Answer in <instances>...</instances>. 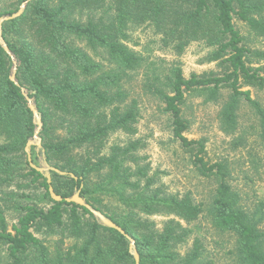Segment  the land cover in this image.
<instances>
[{
  "label": "trees",
  "instance_id": "trees-1",
  "mask_svg": "<svg viewBox=\"0 0 264 264\" xmlns=\"http://www.w3.org/2000/svg\"><path fill=\"white\" fill-rule=\"evenodd\" d=\"M25 1L22 15L2 24V36L17 62L19 86L9 80L12 62L0 47V264H135L123 235L99 225L83 207L54 201L46 178L30 167L24 148L35 126L20 88L41 116L46 163L67 173L50 171L55 194L66 198L78 189L134 240L139 264H211L199 262L197 239L183 255L176 249L190 236L187 226L199 217L201 206L188 194L164 189L146 158L138 155L140 142L107 147L110 135L136 134L138 104L128 99L122 84L142 63L126 45L130 29L142 26L151 27L161 45L177 54L196 42L210 49L207 60L217 64L219 73L185 79L174 67L165 82L155 77L148 92L163 104L172 136L197 174L216 179L211 219L235 236L238 263L264 264V232L257 228L264 204L257 205L252 218L246 214L227 183L226 165L206 159L203 140L184 136L188 125L182 117L187 94L214 101L227 91L221 111L225 129L235 128L238 103L245 100L258 118L264 146V109L249 90H242L264 89V53L248 49L235 25L238 21L264 39V0H16V7L0 11V17L16 12ZM31 184L43 189L40 200L49 204L47 209L14 190ZM22 199L30 201L23 205ZM10 207L18 218L8 231L4 210ZM155 215L173 218L157 230L147 219ZM42 233L59 237L53 254L35 235ZM64 239L74 243L62 248Z\"/></svg>",
  "mask_w": 264,
  "mask_h": 264
},
{
  "label": "rangeland",
  "instance_id": "rangeland-1",
  "mask_svg": "<svg viewBox=\"0 0 264 264\" xmlns=\"http://www.w3.org/2000/svg\"><path fill=\"white\" fill-rule=\"evenodd\" d=\"M15 7L16 0H0V11L12 10ZM5 15L11 14L2 16ZM99 16L100 14H97L96 18ZM86 17L87 14H84L81 19L85 20ZM235 25L240 29L248 49L264 53V39L250 34L238 21H235ZM126 45L142 59L140 67L136 71L129 72L122 84L128 99H135L138 104L136 134L134 136L121 133L110 135L107 147L128 141L140 142L142 148L138 155L146 158L144 163H149L152 170L157 173L164 189L170 194H188L196 204L201 206L202 212L199 217L187 226L190 236L184 244L176 248L181 255L188 252L193 240L197 239L202 247L200 263L239 264L235 254V236L219 230L211 219L216 179L201 177L197 174L188 155L172 136L170 119L162 110L163 104L155 95L148 92V87L155 77L161 83L165 82L169 70L174 67L181 69L185 79L190 78L192 74L219 73L217 64L207 60L210 49L203 43L196 42L191 43L183 53L177 54L171 48L163 47L160 37L148 26L130 29ZM98 57L104 58V54L100 53ZM242 90H249L250 98L264 109V89L244 87ZM228 97L227 91H222L219 98L214 101L197 94H187L182 106V117L188 125L184 136L189 140H203L206 159L211 163L219 162L226 165L227 183L238 195L239 205L251 217L257 205L264 204V146L259 137L258 118L245 100H240L238 103L235 128L232 131L225 129L221 111ZM30 155L32 163L40 166L41 157L35 146H32ZM21 183L23 185L26 180ZM54 184L59 192H62L61 183L55 181ZM14 188L18 193H24L32 198L31 201L38 207L44 209L49 207L48 203L40 200L43 189L38 184H31L26 189ZM29 201L24 200L22 203L25 205ZM114 208V204H109L110 211ZM4 216L7 229L11 231L17 223L18 214L10 207L4 210ZM171 218L173 217L166 215L147 217L149 222L154 223L157 230H161L164 223ZM257 228L264 232V219ZM35 235L44 241L50 254H53L55 247L59 246L58 236L47 233ZM73 243L72 239H64L60 246L66 248ZM1 256L4 257V250H1Z\"/></svg>",
  "mask_w": 264,
  "mask_h": 264
},
{
  "label": "water",
  "instance_id": "water-1",
  "mask_svg": "<svg viewBox=\"0 0 264 264\" xmlns=\"http://www.w3.org/2000/svg\"><path fill=\"white\" fill-rule=\"evenodd\" d=\"M27 3H28V1L23 2L20 5L17 12H15L11 15H5V16L0 17V47L7 54V56L10 58V60L12 62V68L10 70L9 80L12 83H14L16 86H19L18 81L16 79L17 62L15 60V57L13 56L11 51L9 50V48H8L4 38L2 36V24L4 22L14 20V19L20 17L22 15V13L24 12ZM20 90H21V93H22L25 101L27 102V106H28L29 110L31 111L32 119H33V125L35 126L33 136L30 140H28L26 142L24 151L26 153L27 161H28L30 167H32L33 169H35L39 173L43 174V176L46 178V182L48 184V192L50 194V197L56 202L64 201L66 203H73L79 207H83L93 216V218L95 219V221L99 225L118 231L121 235H123L128 240V242H129L128 251H129V254L132 256L134 263L139 264V255H138L137 250L135 248L134 240L131 237H129L128 235H126L122 228L117 226L109 218H107L105 215H103V213H101L100 211H98L94 207H92L90 204H88L80 196V191L78 189H75L72 196L66 197V198H63L60 195L55 194L53 187L51 186L50 171L56 172L57 174L62 175V176L66 175L67 173L56 170V169L52 168L48 163H46L45 157H44V152L42 150L41 138L39 136L40 131L42 129L41 116H40L33 100L28 96V92L24 88H20ZM32 146H35L37 152L41 151L40 166L34 165L31 161L30 150H31Z\"/></svg>",
  "mask_w": 264,
  "mask_h": 264
}]
</instances>
